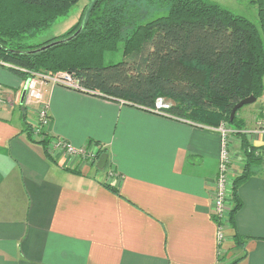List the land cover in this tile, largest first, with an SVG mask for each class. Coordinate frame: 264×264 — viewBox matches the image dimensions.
Wrapping results in <instances>:
<instances>
[{
	"label": "crops",
	"instance_id": "1",
	"mask_svg": "<svg viewBox=\"0 0 264 264\" xmlns=\"http://www.w3.org/2000/svg\"><path fill=\"white\" fill-rule=\"evenodd\" d=\"M0 83V264H264L263 161L241 185L243 205L219 241L212 213L221 138L213 128L48 82L40 88L49 136L76 147L95 142L104 156L54 150L51 159L24 130L16 96L25 81L0 64ZM23 106L33 125L40 104ZM238 115L263 148L253 130L264 100ZM232 153L230 192L245 165L238 135ZM236 233L247 238L244 248Z\"/></svg>",
	"mask_w": 264,
	"mask_h": 264
},
{
	"label": "trees",
	"instance_id": "2",
	"mask_svg": "<svg viewBox=\"0 0 264 264\" xmlns=\"http://www.w3.org/2000/svg\"><path fill=\"white\" fill-rule=\"evenodd\" d=\"M142 1L163 13L144 22L138 8ZM78 2L0 0V64L25 83L39 73L69 72L86 92L108 100L207 127L228 121L245 157L232 183L228 221L234 226L243 205L239 189L253 165L264 162L242 131L245 121L238 113L243 107L231 119L239 101L264 95V0H257L260 23L211 0H92L64 35L29 42ZM119 53L122 59L106 63L108 54ZM21 104L28 139L54 159L51 136L34 137ZM246 239L234 236L241 248Z\"/></svg>",
	"mask_w": 264,
	"mask_h": 264
},
{
	"label": "built area",
	"instance_id": "3",
	"mask_svg": "<svg viewBox=\"0 0 264 264\" xmlns=\"http://www.w3.org/2000/svg\"><path fill=\"white\" fill-rule=\"evenodd\" d=\"M28 88L26 91L25 99L23 104H40L37 111V117L35 123L33 124V135L35 138L42 139L47 132V127L51 121V115L49 113V106L47 102H44L43 95L40 86L48 82L53 84L61 85L66 88L86 92L75 77L69 72H59V73H39L35 77L30 78L28 81ZM88 93V92H87ZM6 92L4 86L0 83V104L4 103L6 100ZM21 94L16 96V101H19ZM264 100V96L262 98ZM158 105H161L158 101ZM217 131L221 138V151L219 160V170L216 177L215 186V199H214V210L213 217L218 225V239L222 241L224 239L223 226L224 223L228 221L229 212L232 208H228V199L231 195L229 190V181L231 175V167L233 163V153H232V141L233 137L237 136V130L231 126L228 121H222L218 126L211 127ZM246 132L244 129L242 130ZM255 133H261L264 135V121L259 122V125L255 130ZM50 152L54 150H62L67 152L71 156L87 160L95 161L99 156L102 148L95 142H88L85 145L76 147L69 143L68 141L51 136L49 140ZM53 155V154H52ZM256 155L258 157L264 158V147H257ZM232 191V190H231ZM232 199V198H231Z\"/></svg>",
	"mask_w": 264,
	"mask_h": 264
},
{
	"label": "rangeland",
	"instance_id": "4",
	"mask_svg": "<svg viewBox=\"0 0 264 264\" xmlns=\"http://www.w3.org/2000/svg\"><path fill=\"white\" fill-rule=\"evenodd\" d=\"M221 4L223 7L229 10L248 17L254 22L260 23L259 18V4L257 0H211ZM92 0H79V2L74 5L69 14L66 16L59 17L53 25L49 28L42 30L34 38L30 39L29 42L32 44L42 43L47 39L58 37L64 35L73 25H75L80 17V14L84 7L90 6ZM140 11L144 14L143 20L148 21L161 15L163 12L156 10L154 7L147 5L145 1L138 6ZM119 53L117 55L108 54L106 57V63L114 62L116 60L122 59L123 56ZM264 96V95H263ZM261 97V99L263 98ZM162 104V103H161ZM253 104V103H252ZM249 105V104H248ZM19 111L16 110V114ZM246 124V123H245ZM245 128V127H244Z\"/></svg>",
	"mask_w": 264,
	"mask_h": 264
},
{
	"label": "water",
	"instance_id": "5",
	"mask_svg": "<svg viewBox=\"0 0 264 264\" xmlns=\"http://www.w3.org/2000/svg\"><path fill=\"white\" fill-rule=\"evenodd\" d=\"M63 41H64V40H61V41L55 42V43H53V44L51 43V44L45 45V46L39 48L38 50H44V49H46V48H48V47H50V46H52V45H56V44H58V43H62ZM38 50H37V51H38ZM27 88H28V82L25 84L24 89H23V92H22V95H21V102H22V103L24 102ZM256 99H257V98H256L255 96H250V97H248V98H245V99L239 101V102L234 106V108H233V110H232V112H231V119L234 118V116H235V114H236V112H237V110H238L239 108H241V107H243V106H245V105H248V104H252V103H254V102L256 101ZM102 158H104L103 154L100 156V159H101V160H102ZM101 160H100V163H101Z\"/></svg>",
	"mask_w": 264,
	"mask_h": 264
}]
</instances>
